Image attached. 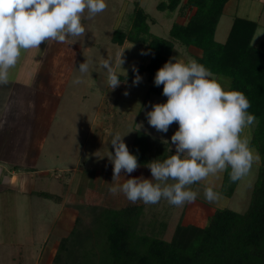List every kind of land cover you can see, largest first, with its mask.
<instances>
[{"label":"rangeland","instance_id":"374dc122","mask_svg":"<svg viewBox=\"0 0 264 264\" xmlns=\"http://www.w3.org/2000/svg\"><path fill=\"white\" fill-rule=\"evenodd\" d=\"M106 3V9L95 16L89 17L85 10L82 14L85 33L69 38L75 43L42 42L40 48L21 50L17 64L9 69L8 82L0 84V118L1 111L10 107L6 120L14 123L6 130L7 137L2 138L4 142L18 140L26 147L28 137L23 138L22 133L26 134L28 124L34 128L37 125L35 121H40L37 113L29 115L30 122L23 121L25 100L14 104L17 100L14 94L20 89L29 87L31 93L39 91L43 96L47 92L61 99L51 122L42 121L45 126L46 123L50 124L44 144L46 154L39 159L37 169H22L25 174L37 176L31 177L34 181L31 183L29 179L21 184L24 175L19 172L11 174L12 169H5L6 160H0V166H4V169H0V264H53L60 240L69 235L74 227L85 235L93 229L91 222L95 212L101 211L99 208L106 205L118 207L129 202L122 192L111 193L110 186L122 184L130 176L151 177L150 169L140 165L130 174L122 170L121 175L113 181V165L107 157L113 151L110 145L113 133L125 135L129 150L139 131L151 134V160L163 159L171 154L167 151L170 144L163 141H170L178 124L173 122L167 133L157 132L149 126L145 112L152 103L165 102L167 98L149 94L147 72L140 73L143 78L137 85L132 84L134 77H131L126 82L121 79L122 83L110 90L106 83V71L100 67V63L105 58H111L115 71L120 75L131 72L132 65L139 67L147 64L152 54L148 45L129 40L123 44L115 43L112 41L114 31L117 28L128 30L136 9L142 8L154 20L150 22V32L171 39L173 23L181 20L178 8L170 9L168 0H106ZM161 3L163 8L158 7L162 6ZM262 6H259V11ZM186 13H189V9ZM236 13L234 5L224 12L215 32L217 42H226L235 17L259 20L254 11H250V14ZM263 20L261 18L260 23ZM252 44L264 48V28L255 33ZM142 50L149 54L141 55ZM122 53L125 62L121 66L115 60ZM200 54L198 47L175 41L172 56L187 60L196 59ZM85 60L89 63V71L80 73L78 66ZM215 77L225 90L230 89V78ZM126 90L127 95L124 94ZM39 98L40 95L37 103ZM2 121H5L4 118ZM2 157L14 159L18 154L4 151ZM256 158L254 156L249 172L238 180L234 194L231 197L223 196L219 202H215L217 205L196 199L179 206L171 205L165 199L156 204L143 202L144 211L140 218L143 231L139 233L152 230L153 227L149 225L153 222L157 226L166 222L167 227L162 235L164 239L171 237L179 223L205 226L214 213L210 206L240 213L247 211L260 168V159ZM194 185L188 187L195 191ZM41 190L60 195L62 201L58 203L39 196L36 191ZM78 219L79 223L76 222ZM101 239L98 243L76 244L80 250L79 259H85L81 252L83 248L98 251L103 243V234ZM72 250L76 252V248Z\"/></svg>","mask_w":264,"mask_h":264},{"label":"trees","instance_id":"16d2710c","mask_svg":"<svg viewBox=\"0 0 264 264\" xmlns=\"http://www.w3.org/2000/svg\"><path fill=\"white\" fill-rule=\"evenodd\" d=\"M168 1V7L172 10L178 7L181 10L195 8L186 23H173L171 39L151 33L150 22L154 20L139 8L128 30L117 28L112 41L123 44L129 40L136 44H147L151 49L149 62L138 67L139 73L148 74L149 94L165 97L162 95L163 85L156 86L154 76L172 56L175 41H178L186 46L198 47L201 54L196 60L215 75L230 78L229 90H238L246 95L250 101L247 111L255 117L254 124L250 125V145L260 157L251 205L243 213L218 208L205 226L179 223L169 239L162 237L166 222L158 226L153 222L149 225L153 227L152 230L139 233L142 230L140 218L144 211L143 202L129 201L118 207L106 205L99 208L101 211L98 213L95 212L91 222L93 229L87 230L88 233L84 235L78 227H74L69 235L60 240L53 264H264V48L252 44L258 23L235 17L226 42L219 43L215 40V32L229 0ZM134 75L131 71L127 78ZM125 78L126 75H120V79ZM152 147L153 136L139 131L130 151L137 154L139 165L145 166L151 161ZM229 171L227 169L225 172L221 189L228 196L233 194L238 182L230 181ZM36 193L58 203L62 201L60 195L49 191ZM76 222L79 223V219ZM102 234L100 249L92 251L83 248L81 252L85 259H79L80 250L76 244L98 243L102 241ZM72 248H76V252Z\"/></svg>","mask_w":264,"mask_h":264},{"label":"clouds","instance_id":"9594fccd","mask_svg":"<svg viewBox=\"0 0 264 264\" xmlns=\"http://www.w3.org/2000/svg\"><path fill=\"white\" fill-rule=\"evenodd\" d=\"M106 7V0H0V84L8 82L9 69L17 64L21 50L40 48L42 42L75 43L69 38L85 33V10L92 17ZM148 54L141 51V55ZM124 62L122 53L115 63L122 66ZM100 67L106 71L107 87L116 89L122 80L113 60L103 59ZM78 68L80 73H87L89 63L85 60ZM132 71V84L137 85L143 77L136 65ZM154 84L163 85L162 95L167 99L152 103L145 115L149 126L160 133H167L173 122L178 124L170 141H163L170 144L167 151L171 154L146 163L150 178L130 176L122 184L110 186L111 193L122 192L133 203L156 204L165 199L179 206L197 198V192L188 186L209 174L230 169L229 179L235 182L249 172L254 156L240 133L245 125L254 124L255 117L247 111L250 101L243 92L225 90L203 63L177 56H170L156 71ZM124 136L115 132L110 140L113 151L107 157L113 165V181L122 170L130 174L140 166ZM204 198L214 202L218 193L207 186Z\"/></svg>","mask_w":264,"mask_h":264},{"label":"crops","instance_id":"0c3cea01","mask_svg":"<svg viewBox=\"0 0 264 264\" xmlns=\"http://www.w3.org/2000/svg\"><path fill=\"white\" fill-rule=\"evenodd\" d=\"M185 2H186V0H182V3H185ZM252 2H255V4H252ZM248 4H250V6H248ZM233 5H234L237 13L239 11H241V12H244L246 14L247 13L250 14V11H254V12H256L255 14H258L257 16H258L259 20H257L258 26H257L255 33L258 32L261 28H264V20L262 21V23H260V19L261 18L264 19V0H229L225 5L224 12H226L228 8L233 7ZM252 5H255V6L252 8ZM260 5H263V6H262V9L259 11ZM193 8L192 7H186V8L181 10V8L178 7V11L181 15V20H179L180 23L188 20V18L195 11V8L194 9ZM188 9H189V13H186V10H188ZM224 12H223V14H224ZM223 14H222V16H223ZM217 29H218V27H217ZM254 36H255V34H254ZM253 40H254V37H253ZM19 91L20 92H17L14 94L17 96V100L14 101V104H16L18 102L20 103V102L25 100L23 121L28 120L30 122L29 115L33 114V113H37V115L40 117V119H39L40 121H35V123L37 125L34 126V128H32L28 124V127L26 128L27 130L25 132L26 134H24V132L22 133L23 138L26 139V137H28L26 147L23 145V142H19L18 140L13 141V142H10V141L4 142L2 140V138L5 136L7 137V131L6 130H8L14 123L11 124L12 121L6 120V117H8L7 115L10 113V109H9L10 107H8V110H6V111L3 109L1 111V118L2 119L0 118V160H6L7 165L5 166V169H12V171H10L11 174H15L16 172H19V173H22L21 175H24V179L22 177V180H21V184H23L24 182H26V180L28 182L29 179H30V182L32 183V181H34V178L37 177V176L35 177L32 175H29L28 173L27 174L23 173L22 169L23 168H31V167H32V169L33 168L37 169L38 168L37 164L39 163V159L40 158L42 159V157H44V155L46 154L44 144H45L46 136L48 135L47 134L48 126L50 125L47 123L49 120L51 122V120L53 119L55 111L57 109L56 106L60 104L61 99L57 98L55 95H53L51 93L49 94L47 92L44 93L43 96H41L39 91H36L35 94L31 93L30 92L31 90L29 89V87H27V89L26 88L20 89ZM39 95H40V98H39L40 100H39V103H37ZM30 102L32 103V105L29 106ZM11 105H13V102H11ZM3 118L5 121H2ZM43 120H47L46 126L42 123ZM242 129L243 130L240 133L241 138L247 140L248 145H249V147L253 153V156H255V157L257 156V158L260 159L258 152L256 153V149L250 145V140H251V136H252L251 126L245 125ZM49 130H50V126H49ZM4 131H5V133L3 134ZM4 151L5 152L10 151V153H14V154L17 153L18 157L14 158V159H7V158L3 159L4 157H2V152H4ZM14 160H16V161L14 162ZM2 167H4V166H2V165L0 166L1 170L4 169ZM144 167H146V166H144ZM226 170L224 172H218L216 174H209V176L206 177L205 179L195 183V185H194L196 187L195 191L197 192L196 200H198V201L199 200H202V201L205 200L204 188L207 186H211L214 188V191H216L218 193V198L213 203L219 202V199H221L223 196L226 195V194H223L221 192V189L223 187L224 176H225ZM150 175H151V173H150ZM31 177H34V178L31 179ZM234 192H235V190H234ZM234 192H233V194H234ZM51 193H53V192H51ZM229 196L231 197L232 195H229ZM196 203L199 205H202V203H200V202H196ZM210 207H212L213 211H215L217 209L215 206L214 207L210 206ZM217 207H219V206H217Z\"/></svg>","mask_w":264,"mask_h":264}]
</instances>
